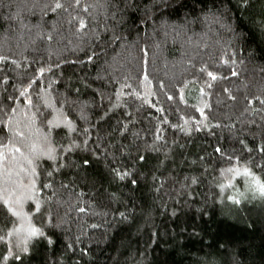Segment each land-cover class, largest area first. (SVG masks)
I'll list each match as a JSON object with an SVG mask.
<instances>
[{
  "label": "trees",
  "instance_id": "1",
  "mask_svg": "<svg viewBox=\"0 0 264 264\" xmlns=\"http://www.w3.org/2000/svg\"><path fill=\"white\" fill-rule=\"evenodd\" d=\"M56 2L0 0V122L24 133L0 144L63 165L36 160L28 219L0 203V235L30 221L55 241L23 264H264V0H139L120 22L110 0ZM0 151V172L28 185L27 163Z\"/></svg>",
  "mask_w": 264,
  "mask_h": 264
},
{
  "label": "snow or ice",
  "instance_id": "2",
  "mask_svg": "<svg viewBox=\"0 0 264 264\" xmlns=\"http://www.w3.org/2000/svg\"><path fill=\"white\" fill-rule=\"evenodd\" d=\"M241 3L244 7L248 6L249 0H241ZM74 5L75 7H80V0H74ZM64 5L57 0V2L54 5V8H52L53 11L55 9H60L63 8ZM93 7L92 5L85 6L83 8L84 12H88L89 8ZM99 7H110L113 9L111 15L113 19H116L119 17V20L117 22H120L123 20V17L127 15L129 12L135 13L136 11L141 10V4L139 3V0H110V3H107L105 5H99ZM65 11H67V8H65ZM145 15H148L152 9H149L147 6H144L143 9ZM79 14L77 13V16H74L73 19L76 20L77 22V31H80L86 27L85 21L82 18H78ZM71 23V21H69ZM264 23V21H262ZM92 57H89V60H91ZM41 73H43V69H40ZM235 75V73H233ZM209 76H212L213 74L211 72L208 73ZM215 78V77H213ZM34 81L30 82L28 87H31V83ZM130 87V85H129ZM21 96L26 95V91H21L20 92ZM171 99V97H169ZM29 103L31 101L29 100ZM251 103V101H249ZM261 104H264V100L260 101ZM13 111H15L13 109ZM85 118L86 117H82ZM3 123V128H0V131H4L5 129L12 133L13 136H19L21 138L24 137V133L20 132L16 129H13L11 126V120L5 121V122H0ZM69 125V131H74L75 128L71 124V121L68 122ZM85 133L88 132V129L85 128L83 129ZM159 131V130H157ZM85 144H87V140L84 141ZM243 143V141H241ZM13 154L18 153L19 157L22 158L27 165L29 166L27 169H22L26 170L30 177L32 179L29 181L28 185H20L18 182H12L11 181V175H12V169H5L3 172H0V177H3V183L5 185L9 183H15L16 187H0V203L3 204L4 208L7 210V212L12 216L16 217L17 220H26L28 219L27 215L23 212L22 204L24 200L26 199H33L34 203L36 205L35 210L37 212L40 211L41 208V203L38 199H35V192L37 191L36 188V177L38 176L37 173V167L38 165L36 164V160L39 158L41 153H45L48 155L49 159L53 161L54 164V170H58L61 165L58 161V154H53L55 152L54 149H48V148H43V149H38L37 145L35 143L29 145H25L24 147H28L29 152L28 154H25L23 151L22 147L17 146L15 144L11 143V140H9V144H0V148L2 149H9ZM65 151H70L71 148H66L64 149ZM217 151L219 152L220 149L218 148ZM140 161H144L145 157L143 155H140L139 157ZM5 159V152L0 151V161H3ZM13 161H18V158L16 155L12 156ZM89 161L87 159L84 160V164H88ZM113 172L115 173V177L119 180H124L130 176H132V173L128 171L121 172L119 170L113 169ZM52 172H48V176H52ZM197 181L195 178L192 179L191 183L195 184ZM130 183L132 185H137V180L135 178H132L130 180ZM43 187L49 188L51 187V184L45 183L43 184ZM19 189H24L23 191H19ZM258 192L259 195L264 198V183H261L260 181H256V188L254 189V194ZM229 199L233 200L234 203L239 204L240 201L233 198L229 197ZM79 211L83 212L85 211L84 208H80ZM202 211V210H201ZM121 217H124V213H120ZM172 215L175 216L176 212L173 210ZM126 219V217H124ZM49 224L52 227H58V225H55L52 223L51 217L49 216ZM13 235H15L16 238V243L13 244L12 238ZM193 235H198V233H193ZM35 242V243H41V242H46L48 246H52L55 241L52 239L50 235H48L42 228H37L34 225H32L29 221L27 228H24L22 225L21 226H15L11 229H9L6 234L0 235V243H4L7 245V250L6 253L3 255H0V264H8L9 259H13L16 262H19V264H23V260L26 256L30 254L31 248L30 245ZM69 248L72 247V245H68ZM86 254V253H85Z\"/></svg>",
  "mask_w": 264,
  "mask_h": 264
},
{
  "label": "rangeland",
  "instance_id": "3",
  "mask_svg": "<svg viewBox=\"0 0 264 264\" xmlns=\"http://www.w3.org/2000/svg\"><path fill=\"white\" fill-rule=\"evenodd\" d=\"M40 156L42 157V155H40ZM13 181H14V180H13ZM13 181H12V182H13ZM11 184H12V183H11ZM30 200H32V199H30Z\"/></svg>",
  "mask_w": 264,
  "mask_h": 264
}]
</instances>
